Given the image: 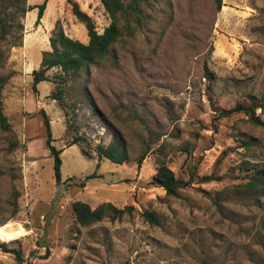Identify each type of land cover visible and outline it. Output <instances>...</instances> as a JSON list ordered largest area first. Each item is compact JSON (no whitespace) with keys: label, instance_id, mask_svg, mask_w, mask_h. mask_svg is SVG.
I'll list each match as a JSON object with an SVG mask.
<instances>
[{"label":"rangeland","instance_id":"1","mask_svg":"<svg viewBox=\"0 0 264 264\" xmlns=\"http://www.w3.org/2000/svg\"><path fill=\"white\" fill-rule=\"evenodd\" d=\"M71 1L98 32L109 24L99 0H47L37 23L36 8L20 18L21 44L13 46L15 12L0 7L10 26L0 37V103L9 125H0V243L22 253L17 260L0 250V264H264V194L240 186L264 169V109L254 108L261 125L241 110L225 114L252 106L250 95L258 104L264 92V0H221L220 8L217 0H147L137 18L118 20L120 36L105 58L63 84L50 69L52 81L35 92L31 71L50 49L56 20L87 41ZM58 88L64 106L49 97ZM40 108L51 143L63 148L58 183ZM116 131L129 154L121 164L94 151ZM75 136L91 158L68 146ZM158 157L184 182L179 196L149 183ZM75 200L133 209L82 227L74 223ZM144 210L160 225L145 221Z\"/></svg>","mask_w":264,"mask_h":264},{"label":"trees","instance_id":"2","mask_svg":"<svg viewBox=\"0 0 264 264\" xmlns=\"http://www.w3.org/2000/svg\"><path fill=\"white\" fill-rule=\"evenodd\" d=\"M102 4L104 11L110 19L107 26L103 28L101 32L96 30L95 23L91 16L80 9L79 5L75 1H71V12L75 16L76 20L82 23L86 29L87 41L82 42L74 39L64 33L61 23L56 20L54 26L51 29L48 41L49 50L42 51L41 60L37 69L31 71V85L33 91L36 92V85L41 81H48L51 78L47 72L50 69L56 68L60 73L56 74L52 79L58 84H63L70 75L77 74L85 65H90L98 60L105 58L111 50L113 43L120 36V28L118 26V20L120 18H127L133 16L137 18L141 14V5L147 0H99ZM47 0L38 5L27 4V0H0V7L5 11L13 9L15 12V44L18 46L21 44V33L23 24L20 22V18L24 17L26 12L34 8L37 9V17L35 22L37 23L43 15ZM221 0H217V8H220ZM7 15V14H6ZM7 17V16H6ZM5 22L0 19V37H4L10 33V26H5ZM52 81V80H51ZM56 94H51L49 97L55 99L59 106L66 105L63 100L62 89H56ZM83 92L87 94V89L84 88ZM251 105L245 107L241 104H237L235 107L228 109L225 114H229L233 111L245 112L249 119L255 124H263V121L259 116L254 114V108L264 109V92L259 97V103L253 102V95H250ZM39 113L43 118V125L46 132L45 145L49 149V153L54 159V176L55 181L58 183L61 181L60 174V153L63 148H56L51 142L53 138L50 133V123L48 115L43 108L39 109ZM0 125L3 129L8 130L9 125L6 121V116L2 112L0 103ZM84 141L83 137L75 136L71 139L68 146L76 144L80 146L81 153L91 158L92 154L84 148L80 142ZM98 158L104 157L113 163L121 164L129 160V154L123 138L117 131L113 133L112 140L107 145L97 144L94 150ZM144 159V154H140L136 158V164L139 167ZM90 177V176H89ZM153 186L160 187L164 190L166 196H179V190L185 186L184 182L175 176L174 171L166 164L164 158H157V166L155 173L149 182ZM81 187L85 186V181L78 182ZM242 189L249 194L263 195L264 194V169H258L252 173L245 183H241ZM71 209L74 214V223L78 226L88 227L93 225L104 218L110 220L119 219L124 213H130L133 209L132 205H124L118 207L111 202H101L95 207H91L89 203L75 200L71 203ZM141 216L145 221H148L152 225H160L158 216L153 211L144 210L141 212ZM264 229V226H263ZM0 250L3 252H11L17 260H22L21 250L15 247H8L4 242L0 243ZM202 264H208L203 261Z\"/></svg>","mask_w":264,"mask_h":264},{"label":"crops","instance_id":"3","mask_svg":"<svg viewBox=\"0 0 264 264\" xmlns=\"http://www.w3.org/2000/svg\"><path fill=\"white\" fill-rule=\"evenodd\" d=\"M29 13H30V12H27L28 15H30ZM41 18H42V17H41ZM33 20H34V16L32 17V21H33ZM40 20H41V19H40ZM29 24H31V23H29ZM46 47H47V46H46Z\"/></svg>","mask_w":264,"mask_h":264}]
</instances>
